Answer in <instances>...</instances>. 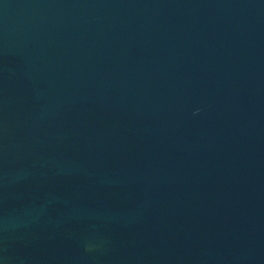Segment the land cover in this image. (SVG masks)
<instances>
[{"label": "water", "instance_id": "1", "mask_svg": "<svg viewBox=\"0 0 264 264\" xmlns=\"http://www.w3.org/2000/svg\"><path fill=\"white\" fill-rule=\"evenodd\" d=\"M0 264H264V0H0Z\"/></svg>", "mask_w": 264, "mask_h": 264}]
</instances>
